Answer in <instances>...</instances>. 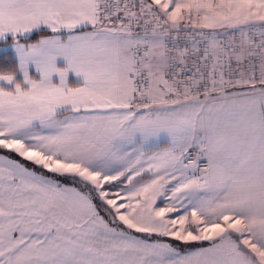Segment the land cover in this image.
Listing matches in <instances>:
<instances>
[{
  "label": "snow or ice",
  "instance_id": "snow-or-ice-1",
  "mask_svg": "<svg viewBox=\"0 0 264 264\" xmlns=\"http://www.w3.org/2000/svg\"><path fill=\"white\" fill-rule=\"evenodd\" d=\"M9 41L0 264H264V0H0Z\"/></svg>",
  "mask_w": 264,
  "mask_h": 264
},
{
  "label": "trees",
  "instance_id": "trees-1",
  "mask_svg": "<svg viewBox=\"0 0 264 264\" xmlns=\"http://www.w3.org/2000/svg\"><path fill=\"white\" fill-rule=\"evenodd\" d=\"M48 33H49V31H46V32L43 33V34H48ZM37 38H38V36H32L27 42H35V40H36ZM9 43H11V41H9V42H7V43L0 42V45H6V44H9ZM14 61H15V58H14L13 54H11V53H7V54H3V55H1V56H0V69H2V68H6V67H10V66L13 64ZM0 151L6 153V154H8V155H11L12 157H14V158L20 160V158L17 157V156H15L14 154H9V153H7V152L4 151V150H0ZM21 162L25 163V164L28 165L29 167H32V168L35 169L36 171L43 172V170L40 169L38 166H35V165H33V164L29 163V162H25V161H22V160H21ZM45 174H47L48 176H50V177H52V178H54V179H57V180L63 182V183H68V184L74 185V186H76L77 188H81V187H82V185L80 184V182H79L78 179H73V178H71V177H59V176H55L54 174H51V173H45ZM121 186H122V185L119 184V182H117V183H116L115 185H113V186H107V185H106V187H107L109 190H118ZM94 202L97 204V206H98V210H99L100 214L105 218V220L109 221V223H111L112 225H116V226L121 227V228L124 227L123 225L119 224L118 221H117L116 223H112L111 217L108 215V213H107V211H106V206L103 205V204L99 201V199H96ZM159 238H160V237H159ZM161 239H162V238H161ZM164 239L167 240V241L173 242L174 244L180 243V242H178V241H176V240H174V239H172V238H164Z\"/></svg>",
  "mask_w": 264,
  "mask_h": 264
},
{
  "label": "crops",
  "instance_id": "crops-1",
  "mask_svg": "<svg viewBox=\"0 0 264 264\" xmlns=\"http://www.w3.org/2000/svg\"><path fill=\"white\" fill-rule=\"evenodd\" d=\"M47 31V30H46ZM48 34H50V32L48 33ZM22 42H24V41H22ZM28 43H33V42H28ZM11 45V43H9V44H6V45H0V56L1 55H3V54H7V53H11V54H13V56H14V58H16V53H15V50L10 46ZM33 71H34V69H33ZM167 145L166 144H160L159 145V147L160 148H163V147H166ZM153 150H156L155 148L153 149ZM0 155H8V154H6V153H4V152H1L0 151ZM11 158H13V159H16V158H14V157H12L11 156ZM18 160V159H17ZM23 163V162H22ZM27 167H29L28 165H26ZM31 170H34V171H36L35 169H33L32 167H29ZM37 173H41V172H39V171H36ZM47 175V174H46ZM52 178V177H51ZM145 178H147V177H145ZM54 179V178H53ZM59 181V180H58ZM61 184H65V185H68V186H72V187H76V186H74V185H71V184H68V183H63V182H61V181H59ZM122 187V186H121ZM120 187V188H121ZM116 191V190H115ZM164 203H167V201H165V200H163V199H160V200H158L157 201V206L158 207H164L165 206V204ZM102 216V215H101ZM110 226H112V227H117V228H121V227H118V226H116V225H112L111 223H110ZM133 234L134 235H138V236H141V237H143L144 236V234H138V233H134L133 232ZM161 238V237H160ZM165 238H171V237H165ZM152 241H155V240H161V239H159V237L158 236H155V235H153L151 238H150ZM173 239V238H172ZM161 241H163V242H167V243H171L172 245H173V247H175V248H177L178 250H180L181 252H185V251H190V250H195V249H197V248H199V247H207L208 246V242H206V241H204V242H189V243H183V242H180V241H178V242H180L179 243V245L181 246V247H179V245L178 244H174L173 242H170V241H167V240H164V237H163V240H161ZM182 244H184V245H182Z\"/></svg>",
  "mask_w": 264,
  "mask_h": 264
},
{
  "label": "built area",
  "instance_id": "built-area-1",
  "mask_svg": "<svg viewBox=\"0 0 264 264\" xmlns=\"http://www.w3.org/2000/svg\"><path fill=\"white\" fill-rule=\"evenodd\" d=\"M257 23H259V22H257ZM220 31L223 32L224 30L221 29ZM256 35L258 36V30H257V32H256ZM236 36H237V37L239 36V32H238V31L236 32ZM180 46H181V47H184V43H183V41L181 42ZM189 46H190V44H189ZM192 156H195V151H193V152L190 154V158H191ZM200 166H201V167H204V164L202 163Z\"/></svg>",
  "mask_w": 264,
  "mask_h": 264
},
{
  "label": "rangeland",
  "instance_id": "rangeland-1",
  "mask_svg": "<svg viewBox=\"0 0 264 264\" xmlns=\"http://www.w3.org/2000/svg\"><path fill=\"white\" fill-rule=\"evenodd\" d=\"M110 191H115V190H110ZM165 205H166V203H164ZM162 238V239H161ZM161 238H159V239H161V240H163V237H161ZM165 238V237H164ZM165 240V239H164ZM178 245H179V243H177ZM182 245H184V244H182ZM179 247H181L180 245H179Z\"/></svg>",
  "mask_w": 264,
  "mask_h": 264
}]
</instances>
